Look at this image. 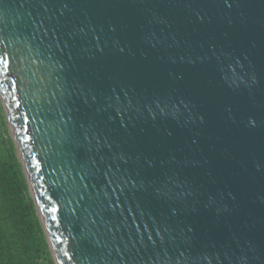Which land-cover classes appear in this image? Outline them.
Masks as SVG:
<instances>
[{"label": "water", "instance_id": "water-1", "mask_svg": "<svg viewBox=\"0 0 264 264\" xmlns=\"http://www.w3.org/2000/svg\"><path fill=\"white\" fill-rule=\"evenodd\" d=\"M20 4L0 0V101L54 264H264V0H48L63 52ZM64 89L105 161L86 180Z\"/></svg>", "mask_w": 264, "mask_h": 264}, {"label": "trees", "instance_id": "trees-1", "mask_svg": "<svg viewBox=\"0 0 264 264\" xmlns=\"http://www.w3.org/2000/svg\"><path fill=\"white\" fill-rule=\"evenodd\" d=\"M0 101V264H54Z\"/></svg>", "mask_w": 264, "mask_h": 264}, {"label": "snow or ice", "instance_id": "snow-or-ice-1", "mask_svg": "<svg viewBox=\"0 0 264 264\" xmlns=\"http://www.w3.org/2000/svg\"><path fill=\"white\" fill-rule=\"evenodd\" d=\"M30 3L31 0H21L20 7H24V3ZM63 6L67 7V0H62ZM39 7L43 8L44 15H38L36 19H31V14H29V19L31 20V29H32V36L33 39L39 35L41 37L40 42L43 43L44 40L49 39V44L51 47V42L55 41V46L63 52V48H60V39L58 36L59 33V27H58V21L57 25H52L51 21L54 19V17L48 14V7L46 4L48 3V0H38ZM60 16H63V12L59 13ZM47 21V24L45 23ZM50 37V38H49ZM5 41V38L2 34H0V44H3ZM65 47H67V44H65ZM10 69V62H9V56L6 52H0V75L5 74L6 71ZM0 87H2V84H0ZM60 87V86H58ZM73 93L69 91L68 89H64V91L60 92L59 94L53 93V99L57 102V107L63 106L64 109L69 112L67 120L64 122V128L67 132V139H66V145H65V154L68 157V162L71 164L74 169L78 172H82L83 176L81 177L82 180L88 179L90 176H95L96 174H99L104 166V157L99 153V150H94L93 147V141L96 139L94 136L89 138L90 133H80L76 130V126L72 123L73 117L70 115L72 109L69 107L70 104L74 103V100L72 99ZM87 102V101H85ZM61 117L64 116V112L61 111L60 113ZM81 128L84 127V125H80ZM81 136H83V139H81ZM96 144L99 145V141H96ZM113 175V179L109 180V184L116 183V180L114 178V174L112 173V166L109 164L107 166V169L103 172V175L105 177H108L109 175ZM88 187L87 184L84 185V188L86 189ZM119 187V185H117ZM115 191V189H113ZM81 201H85V197H80ZM112 204V201H106L102 202V208L101 211H106L108 206ZM92 207L91 204H87L84 207V220L86 221L84 224V228L91 234L96 235L97 233L92 232V228L89 227V224L92 226H96L98 221L96 219L89 220L90 216H99V213L92 211L89 212V208ZM49 211L55 212L56 208L52 207L49 209ZM102 222V218H101ZM152 238L149 237V240ZM96 245L100 247L101 249H107L108 243L103 240V237L100 240H96ZM125 249H127V245H125ZM117 255L119 256V259L121 262L125 260L124 255H119L122 251L120 248L115 249ZM112 256V251H106V255H100V257L108 262L110 264V259ZM90 259H93L90 257ZM93 264H95V261L93 259Z\"/></svg>", "mask_w": 264, "mask_h": 264}, {"label": "rangeland", "instance_id": "rangeland-1", "mask_svg": "<svg viewBox=\"0 0 264 264\" xmlns=\"http://www.w3.org/2000/svg\"><path fill=\"white\" fill-rule=\"evenodd\" d=\"M4 118L6 120L5 114H4ZM6 122H7V120H6ZM8 129H9V127H8ZM9 133H10V131H9ZM2 140H3V133H2L1 128H0V150L4 153V145L2 143Z\"/></svg>", "mask_w": 264, "mask_h": 264}]
</instances>
